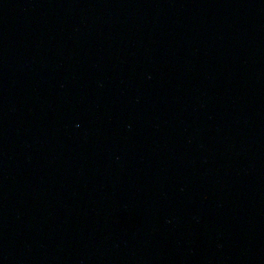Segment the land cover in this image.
Here are the masks:
<instances>
[{"label": "water", "instance_id": "1", "mask_svg": "<svg viewBox=\"0 0 264 264\" xmlns=\"http://www.w3.org/2000/svg\"><path fill=\"white\" fill-rule=\"evenodd\" d=\"M0 264H264V0H0Z\"/></svg>", "mask_w": 264, "mask_h": 264}]
</instances>
